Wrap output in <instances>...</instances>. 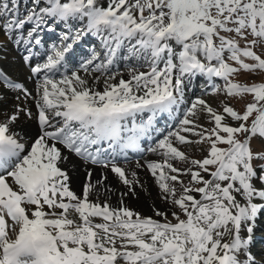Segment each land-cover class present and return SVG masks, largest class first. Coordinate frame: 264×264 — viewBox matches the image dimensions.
I'll return each instance as SVG.
<instances>
[{
  "label": "snow or ice",
  "instance_id": "1",
  "mask_svg": "<svg viewBox=\"0 0 264 264\" xmlns=\"http://www.w3.org/2000/svg\"><path fill=\"white\" fill-rule=\"evenodd\" d=\"M59 25V44L41 53V33ZM0 33V53L22 48L35 82L0 68V264H264L252 251L264 215V81L237 79L264 73V0H0ZM88 35L99 49L69 70ZM197 78L203 95L188 101ZM21 119L35 131L22 134ZM142 140L158 158L137 167L165 210L142 216L127 192L116 205L100 199L112 190L89 170L81 192L71 188L63 166L74 155L135 195L137 173L116 157Z\"/></svg>",
  "mask_w": 264,
  "mask_h": 264
},
{
  "label": "bare ground",
  "instance_id": "2",
  "mask_svg": "<svg viewBox=\"0 0 264 264\" xmlns=\"http://www.w3.org/2000/svg\"><path fill=\"white\" fill-rule=\"evenodd\" d=\"M59 28L62 31L64 30L62 25L56 27V29ZM41 35L43 37L44 44L47 43L45 49L41 51V53L45 52L46 49L51 47L53 44H59L60 34L58 32L45 31L42 32ZM0 41H5L3 33H0ZM87 43H90V48L86 49L85 47H83V45ZM93 47H96L97 49H99L100 47L98 39L94 36L88 35L78 41L66 57L67 66L70 68V70H79L81 62L89 57L91 49ZM15 49L17 48H15L11 42H7L6 51L0 53V68H3L17 80L25 82L26 86L31 90L34 88L35 82L25 79L30 73L23 62L20 52ZM43 59V56L36 57L33 59V63L43 62ZM128 63H131V61ZM118 68L120 71L124 69L127 70L126 62L123 60L119 61ZM113 70L115 71L116 69L114 68ZM125 78H127L126 74ZM190 88L193 89L192 86ZM190 88L186 90V96L188 95L187 100L189 99V91L191 90ZM9 103H11V100H9ZM185 106L187 107V102L185 105H183L184 109L186 108ZM184 109L180 108V111H184ZM177 113L176 117L178 118ZM161 121H163V119ZM161 123L162 122H160V124ZM168 123H170L169 119L167 124ZM18 127L20 128L22 134H31L35 131L34 123L32 121H27L24 119H21ZM151 146H154L153 142H150V140H142L141 147H145V153L147 154L141 160L126 166L117 163L119 166L126 169L127 173H129V178H131V172L134 171L137 173V178L140 183L136 184L133 188L135 195L128 191V188L118 180L114 173H112L109 169L103 168L101 165L85 163L76 156L70 155L68 162L63 167L68 170V173L71 177V188L77 193L81 192L82 185L85 182L86 170H89L92 172L93 181L106 176L107 179L104 180V185L112 190L111 192H105L103 189H101L100 199L107 198L113 205H116L118 200L120 199V194L127 192L128 194L123 197V201L130 209L140 213L142 216H154V208L165 210L166 206L159 198V190L154 183L153 177L151 176L150 172H148L146 168L137 167V163L145 164V162L148 160H155L158 158L155 153L147 151V148ZM260 217L258 218L253 231V243L257 247L252 251L257 254V259L260 258L259 253L264 251V215ZM157 219L159 218L157 217ZM258 233L261 234L259 235Z\"/></svg>",
  "mask_w": 264,
  "mask_h": 264
},
{
  "label": "rangeland",
  "instance_id": "3",
  "mask_svg": "<svg viewBox=\"0 0 264 264\" xmlns=\"http://www.w3.org/2000/svg\"><path fill=\"white\" fill-rule=\"evenodd\" d=\"M122 72H124L125 74L127 73V70H121ZM237 79L241 82V83H253V82H261V81H264V73H257L256 75H255V78L253 79V78H251V74H246V73H241L238 77H237ZM193 84V83H192ZM201 86H203V80L201 79V78H198L196 81H195V83H194V86L193 87H197V88H199V87H201ZM191 91V90H190ZM188 92V91H187ZM196 94V93H195ZM194 93H193V95H192V93L190 92V94H189V101H191V100H194L197 96H202L203 95V93H198V94H196L195 95ZM188 96V95H187ZM204 98L206 99V100H208L209 101V103H211L212 104V106L213 107H216L217 106V99L216 98H214V97H211V96H204ZM219 99H223V95H220L219 96ZM231 104L233 105V106H235L236 108H238V109H240V108H242V105H243V101L242 100H237V99H233L232 101H231ZM221 108H222V105H221ZM201 122H203V121H201ZM210 126V125H209ZM190 155H192V156H194L195 158H202V156H203V153H201V152H199V151H197V150H194V149H191V148H186L185 149ZM138 160V159H137ZM137 160H132V161H128V162H126V163H123V165H130V164H133V163H135V162H137ZM261 218V217H260ZM259 235L261 234V233H258ZM261 237V236H260ZM257 243H259V242H257ZM257 246L253 243V247H252V250H254L255 248H256Z\"/></svg>",
  "mask_w": 264,
  "mask_h": 264
}]
</instances>
